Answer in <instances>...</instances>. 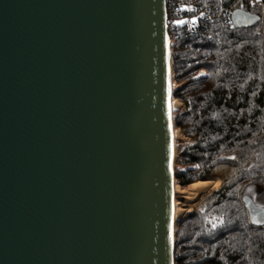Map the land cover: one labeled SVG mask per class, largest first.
<instances>
[{"label": "water", "instance_id": "95a60500", "mask_svg": "<svg viewBox=\"0 0 264 264\" xmlns=\"http://www.w3.org/2000/svg\"><path fill=\"white\" fill-rule=\"evenodd\" d=\"M167 19L166 0H0V264H175Z\"/></svg>", "mask_w": 264, "mask_h": 264}, {"label": "trees", "instance_id": "16d2710c", "mask_svg": "<svg viewBox=\"0 0 264 264\" xmlns=\"http://www.w3.org/2000/svg\"><path fill=\"white\" fill-rule=\"evenodd\" d=\"M210 1L262 15L257 0ZM263 42L264 20L237 29L217 17L173 50V97L183 104L175 125L189 140L178 149L177 184L221 181L195 204L181 199L191 211L177 222L175 264H264V226L252 225L243 203L264 208Z\"/></svg>", "mask_w": 264, "mask_h": 264}, {"label": "built area", "instance_id": "2783aa9c", "mask_svg": "<svg viewBox=\"0 0 264 264\" xmlns=\"http://www.w3.org/2000/svg\"><path fill=\"white\" fill-rule=\"evenodd\" d=\"M257 1L261 6L260 22H262L264 20V0ZM166 11L167 33L172 51L183 37L200 35L217 17L224 18L227 24L233 25L234 11L229 7L220 8L210 0H169V4L166 0Z\"/></svg>", "mask_w": 264, "mask_h": 264}, {"label": "bare ground", "instance_id": "6f19581e", "mask_svg": "<svg viewBox=\"0 0 264 264\" xmlns=\"http://www.w3.org/2000/svg\"><path fill=\"white\" fill-rule=\"evenodd\" d=\"M181 107H182V103L174 99L172 105L174 116L177 115ZM179 136H180V132L179 130L176 129V131L174 132V139L176 140L177 138H179ZM220 185H221L220 180L197 182L190 185L186 189H183L179 185H176L175 194L185 197L188 203H195L200 198L201 195L207 193L212 189L219 188ZM190 211L191 208H184L179 202H176L175 211H174L175 221H179L185 215V213H188Z\"/></svg>", "mask_w": 264, "mask_h": 264}, {"label": "rangeland", "instance_id": "374dc122", "mask_svg": "<svg viewBox=\"0 0 264 264\" xmlns=\"http://www.w3.org/2000/svg\"><path fill=\"white\" fill-rule=\"evenodd\" d=\"M200 75H208V72L206 71V72H201V74ZM177 87V83L175 82L174 83V89ZM179 101V100H178ZM183 108V104H182V107H181V109ZM181 109H180V111H181ZM180 111L177 113V115H176V117L178 116V114L180 113ZM178 130V129H177ZM179 132H180V130H179ZM189 140L187 139V138H183L182 137V135H181V132H180V136H179V138H177L176 140H175V145H176V149L178 150L179 149V147L184 143V142H188ZM177 167V166H176ZM209 192V191H208ZM207 192V193H208ZM207 193H205V194H207ZM205 194H203V195H205ZM203 195H201V196H203ZM201 196H200V198H201ZM199 198V199H200ZM181 199H184V201H186L187 202V200H186V198L185 197H183V196H180V195H176V202H179L181 205H182V200ZM198 199V200H199ZM197 200V201H198ZM196 201V202H197ZM175 202V203H176ZM195 202V203H196ZM188 203V202H187ZM195 203H189V204H195ZM183 206V205H182ZM184 207V206H183ZM186 214V213H185ZM178 222V221H177Z\"/></svg>", "mask_w": 264, "mask_h": 264}, {"label": "snow or ice", "instance_id": "6c2138e0", "mask_svg": "<svg viewBox=\"0 0 264 264\" xmlns=\"http://www.w3.org/2000/svg\"><path fill=\"white\" fill-rule=\"evenodd\" d=\"M181 23H183V22H181Z\"/></svg>", "mask_w": 264, "mask_h": 264}]
</instances>
